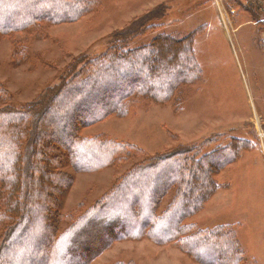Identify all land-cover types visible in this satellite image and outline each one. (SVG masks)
<instances>
[{"label": "trees", "instance_id": "1", "mask_svg": "<svg viewBox=\"0 0 264 264\" xmlns=\"http://www.w3.org/2000/svg\"><path fill=\"white\" fill-rule=\"evenodd\" d=\"M100 2L0 0V40L14 41L21 33L43 37L45 26L74 23ZM137 31L131 25L121 30L110 50L94 60H79L71 79L34 104L6 105L7 93L0 86L5 105L0 107V264H90L116 242L143 239L174 246L199 264L245 263L232 227L184 223L204 209L218 188L214 173L230 160L217 165L209 154L198 157L191 150L148 158L133 144L81 133L113 115L128 117L142 101L166 104L178 86L202 80L193 36L160 35L129 48L126 41ZM24 48H15L16 63H22ZM231 145L227 152L234 154ZM135 155L145 157L117 178L102 199L80 215L59 212L73 183L72 175L61 170L64 164L76 172L99 171L129 163ZM169 193V205L159 212ZM61 220L68 223L64 231Z\"/></svg>", "mask_w": 264, "mask_h": 264}, {"label": "rangeland", "instance_id": "2", "mask_svg": "<svg viewBox=\"0 0 264 264\" xmlns=\"http://www.w3.org/2000/svg\"><path fill=\"white\" fill-rule=\"evenodd\" d=\"M130 25L139 31L127 39L129 48L160 35L193 36L203 78L178 86L166 104L142 101L128 117L113 115L82 128V135L103 134L133 144L148 158L191 150L198 157L209 154L217 165L230 160L214 173L215 198L184 223L203 229L232 227L246 256L241 264H264V0H101L97 10L74 23L45 26L43 37L21 33L14 41L3 38L0 86L7 93L6 105L36 103L62 80L71 79L79 60L104 55ZM18 46L25 47L22 63L13 58ZM231 144L234 154L227 152ZM145 156L89 172L64 164L61 170L72 175L73 183L60 200L59 212L80 215ZM170 193L159 212L169 205ZM67 227L61 220V231ZM129 262L199 264L174 246L147 239L116 242L90 264Z\"/></svg>", "mask_w": 264, "mask_h": 264}, {"label": "crops", "instance_id": "3", "mask_svg": "<svg viewBox=\"0 0 264 264\" xmlns=\"http://www.w3.org/2000/svg\"><path fill=\"white\" fill-rule=\"evenodd\" d=\"M216 194H217V193H216ZM216 194H215V195H216ZM215 195L212 196V198L210 199V201L213 200V199L215 198ZM210 201H209V202H210ZM209 202H208V203H209Z\"/></svg>", "mask_w": 264, "mask_h": 264}]
</instances>
